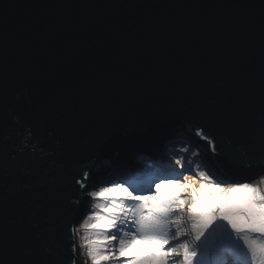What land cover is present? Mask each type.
<instances>
[{
  "label": "water",
  "instance_id": "water-1",
  "mask_svg": "<svg viewBox=\"0 0 264 264\" xmlns=\"http://www.w3.org/2000/svg\"><path fill=\"white\" fill-rule=\"evenodd\" d=\"M179 128L264 174V0H0V264H69L87 187Z\"/></svg>",
  "mask_w": 264,
  "mask_h": 264
},
{
  "label": "rangeland",
  "instance_id": "rangeland-1",
  "mask_svg": "<svg viewBox=\"0 0 264 264\" xmlns=\"http://www.w3.org/2000/svg\"><path fill=\"white\" fill-rule=\"evenodd\" d=\"M178 134V131L174 134L176 136ZM176 143L172 145H164L160 151H155L154 156L156 158L161 157L163 158L162 165H159V161L154 163H151L150 161L145 165L146 169L144 171L140 170L144 176V178L135 177V175L138 173V170L134 169L133 171L129 172V168H117L112 171H109L108 174L104 175V179L102 181H98V183L95 184V186L90 189L91 192H97L101 191L105 188H119L124 189L127 188L130 192H133V194H141L145 196H153L156 195L155 192V184L162 182L163 180L167 179H175L178 176V173H183L182 176H179V180L184 185V190L180 194L179 200L182 201V203L172 201H162L159 202V204H154L151 200L148 201H141V200H132L130 197H124V196H118L114 197L111 194L108 198L102 199V198H93L92 196L87 193V196L89 197L88 203L86 206V210L84 211V215H87L86 218L82 221H80L76 227H75V238H76V244L78 245L76 250V260L77 262H87V264H91V259L88 256V252L91 251L95 253L97 248H101V245L93 244L92 241L101 238L104 235H107L106 232H104L103 229H93L88 227V225H91L93 223L99 222V220H102L104 218H110L113 215H116L119 212H123L125 215H127L131 220H133L134 226L132 227V233L136 234L138 237H143L145 233L146 226L149 224V221L145 219V217L148 216H154L157 219H160L163 222V229L166 233L171 234V232L176 231L177 235L175 237H171L169 239L168 245H165V248H170L171 252L173 253L167 259L172 262L175 261L176 264H186L185 260L183 259V251H184V245L186 244L188 246L189 252L195 251L197 254H211V253H217V250H207L206 244H213V249H218V244L215 242H212V240H218V238H214L212 235H219L221 236L220 240L223 239L222 236L225 238L233 239L232 244H229V247L231 250L243 253V250L247 251L246 253H250V256L245 255V259H248L250 261L249 264H264V251H261V246H264V234L254 233L252 231L245 230L243 232H237L232 228L230 224H228L227 221L221 220L219 218V213L217 212V219L213 222V225L209 227H205L203 224V221L201 218L191 211V206L196 203V200L194 199L192 193L195 190L197 195L200 194V189L202 186L206 188H210L212 185L219 183L221 187V192L219 195L224 196L228 194V189L231 186H236L238 184H242L240 181L244 180H237V179H231L227 182L216 181L212 179L211 180H204L199 176V173L197 170H195V175H192L193 173H190L186 170L187 167L181 168L178 165L174 164V161L176 157L178 156L175 149H170L168 147L173 146ZM201 146H198L201 149H209V147L204 144L200 143ZM165 151L166 154H163ZM210 156V152H206V154ZM139 155L137 158L139 160H136L138 165L140 164V161L143 162L145 159L140 160ZM144 158H152L150 155H145ZM153 162V161H152ZM210 162L208 161H201V164H206V167H210ZM196 166V164H193ZM175 169V170H173ZM115 170H118L120 172L116 173ZM139 173V174H141ZM124 176H127L129 181H133L136 178L138 179V183L120 181L121 178H125ZM143 177V176H142ZM214 179V178H213ZM147 180V184L149 187H143V183ZM264 180V174L258 175L253 178H250L248 180H245L244 182L249 183L251 186L256 187L260 190V192H264V182H261ZM215 182V183H214ZM124 183V185H122ZM138 185L137 187H135ZM152 189L154 192H152ZM215 196L216 194H212ZM175 199V198H174ZM128 205L134 206L131 211L128 210ZM96 206V207H95ZM107 207H113L116 208V212L114 213H107L105 209ZM179 210V217L175 215L176 211ZM99 218V220H98ZM171 220H175L176 223H170ZM216 225H221V227L217 228L215 232H212V229L216 227ZM212 232V235L209 236V233ZM203 233V235H201ZM200 235V240H197L196 237ZM121 236L123 237V232L121 233ZM205 237H208L207 240H205ZM127 239H131V236L126 237ZM198 245H202V248L197 247ZM227 248V247H226ZM214 251V252H213ZM175 253H179V257L175 255ZM209 258L210 255H208ZM213 256V255H212ZM217 258L214 256L209 258V262L214 260V258L218 259V254L216 255ZM241 257V256H240ZM221 261V259H218ZM111 264V262H109ZM191 264H194L191 258ZM208 264V263H206Z\"/></svg>",
  "mask_w": 264,
  "mask_h": 264
},
{
  "label": "snow or ice",
  "instance_id": "snow-or-ice-1",
  "mask_svg": "<svg viewBox=\"0 0 264 264\" xmlns=\"http://www.w3.org/2000/svg\"><path fill=\"white\" fill-rule=\"evenodd\" d=\"M197 136H204L203 131H198ZM207 139V137H205ZM182 151L186 152L185 156H177L174 164L192 172V165L196 164L194 159L190 157L196 155L195 151H190L189 148L183 147ZM215 152V148H213ZM200 166L196 164V170L199 176L204 180H211L210 174H206L204 171L199 170ZM175 170V169H173ZM183 173H178L177 178L167 179L155 184L156 195L145 196L141 194H133L127 188H105L101 191L91 192L90 196L95 198L106 199L111 194L114 197L124 196L130 197L132 200L148 201L151 200L154 204L168 200L173 203L179 202L180 194L184 190V185L179 180V176ZM87 174H85V179ZM261 182H264L262 180ZM81 188L86 187L83 181H77ZM221 187L219 183L212 185L210 188L204 186L200 189V194L197 195L194 190L192 195L196 200L191 206V211L196 213L203 221L204 226L207 228L213 225V222L217 219V212L219 218L225 220L232 226L237 232H243L245 230L252 231L254 233L264 234V192L256 187L251 186L249 183H242L228 189V194L221 196ZM212 194H216L213 196ZM175 198V199H174ZM128 210L131 211L134 206L128 205ZM107 213H114L116 209L113 207H107L105 209ZM175 215L179 217V210ZM149 221L146 226L145 235L138 237L132 233V227L134 221L131 220L123 212H119L110 218H104L97 223L88 225L93 229H103L107 235L102 236L94 241L93 244L101 245V248H97L95 253L89 251L88 256L91 259V264H176L175 261L170 262L167 257L172 255L170 248H165L168 245L169 239L177 235L176 231L171 232L170 236L163 229V222L154 216L145 217ZM170 223H176L175 220H171ZM221 225H216L212 229L215 232ZM123 232V237L121 233ZM209 233V236L212 235ZM203 235V233H201ZM131 236V239L126 237ZM200 240V235L196 237ZM208 237H205L207 240ZM70 255L69 264H75V251L77 245L70 235ZM183 251V259L186 264H191V258L196 256V252H189L188 246L185 244ZM261 251H264V246H261ZM179 257V253H175ZM87 264V262H82Z\"/></svg>",
  "mask_w": 264,
  "mask_h": 264
},
{
  "label": "clouds",
  "instance_id": "clouds-1",
  "mask_svg": "<svg viewBox=\"0 0 264 264\" xmlns=\"http://www.w3.org/2000/svg\"><path fill=\"white\" fill-rule=\"evenodd\" d=\"M177 131H178V134L176 136L173 135L169 140H167V141H165V142L162 143L161 149H163L162 147H164V145H167V144L168 145H172L174 143V141H176V143L173 146L168 147V148H170V149H173L174 148L175 151L177 152L178 156H185V155H187V153L186 152L179 153V151L176 149L177 148L176 146H179L180 148L187 147V148H189L190 151L194 150L195 153H196V155H194V156L197 158V159H195L196 163H198L200 165V162L201 161H204V162L205 161H208V162H210L209 163V165H210L209 168L206 167V164L205 165L204 164H201V166L199 168L200 171H204L206 174H208L207 171H210V170L213 169L215 172H217L219 174L220 177H226L225 175H223L222 173H220V171L214 165L211 156H209L208 153L206 154V152H208V150L211 153V149H208L207 150L206 148L205 149H201V148L198 147V146H201L200 143L207 144V146L211 147L210 141H207V140H199V139H197V137L195 135L190 134V133L184 131L181 128H179ZM163 154H166L165 151H164ZM140 155H142V157L140 156V160L145 159V161H143V162L140 161V164L138 165V163H137L136 160H139L137 158L139 155H137L135 157V159H133V161H132V164H134V165H132V168L131 169L129 168V172L133 171L134 169H136V170L140 169L141 171H144L146 169V167H145V165L142 166V164H147L150 161V165H151V163H154L155 164V162L158 161V160H155V159L152 160L151 158H147V159L144 158L145 155H147V154H140ZM192 157H190V159H192ZM157 159H159L160 161H162V162H160V161L158 162L159 165H162L163 158L158 157ZM144 162H147V163H144ZM192 166H194V165H192ZM185 167H187V166H185ZM140 170H138V173L135 175V177H140V178L143 179L144 176H146V174L143 175L141 172H139ZM115 171H116V173L120 172L118 170H115ZM139 173H141V174H139ZM191 173H193L192 175H195V172H191ZM106 174H108V172L105 173L104 175H106ZM104 175L100 176L99 181H102L104 179L103 178ZM261 175H263V174H261ZM124 177L125 178H121L120 181H124L125 183L131 182L132 184H134V183L137 184L139 182L137 178L135 180H133L134 181V183H133V181H129L128 180L130 178H128L127 176H124ZM227 178H229V177H227ZM213 180L214 179L212 178V182H213ZM240 182L247 183V182H244V181H240ZM95 184H92V185L88 186L87 187V190L84 192V194L87 195V193L91 192L90 189H92L95 186ZM143 184H144L143 187L144 186L145 187H149L148 184H147V180ZM122 185H124V183ZM137 186L138 185H136L135 187H137ZM152 192H154L153 189H152ZM88 199H89V197H88ZM83 219H82V221H83ZM212 236L214 238H218V240H215V241L212 240V242H215L216 244L219 245L218 246V249H213V247H214L213 244H208V245L206 244V247L205 248L207 250H217V253H211V254H207V255L197 254L196 253V256L195 257H192V261L194 262V264H206V263H208V264H249L250 263V261L248 259H245V261H244V258H245L244 256L245 255L250 256V253H246L247 251H245V250H243V253H238V252H235L234 250L233 251L231 250V248L229 247V244H232L233 243V241H231L233 239H230L229 237L228 238H225L224 236H222L223 239L220 240L221 236L214 235V234ZM197 247H198V249L199 248H202V245H198L197 244ZM217 254L219 256L218 259H221V261H219L218 259H216L217 258L216 255ZM208 255H210L211 258H213L214 256L216 258H214V260H212V261L209 262V259L211 260V258H209ZM206 258H209V259H206Z\"/></svg>",
  "mask_w": 264,
  "mask_h": 264
},
{
  "label": "trees",
  "instance_id": "trees-1",
  "mask_svg": "<svg viewBox=\"0 0 264 264\" xmlns=\"http://www.w3.org/2000/svg\"><path fill=\"white\" fill-rule=\"evenodd\" d=\"M176 147H177L176 149L179 151V153L184 152V151H182V148H180L179 146H176ZM192 159L195 160V159H197V158H196L195 156H193ZM196 164H198V163H196ZM198 165H199V164H198ZM192 169H193L192 172H195V170H196V166H192ZM231 187H233V186H231ZM95 207H96V206H95ZM114 209H116V208H114ZM86 216H87V215H86ZM86 216L84 217V219L86 218ZM84 219H83V220H84ZM214 241H215V240H214Z\"/></svg>",
  "mask_w": 264,
  "mask_h": 264
},
{
  "label": "bare ground",
  "instance_id": "bare-ground-1",
  "mask_svg": "<svg viewBox=\"0 0 264 264\" xmlns=\"http://www.w3.org/2000/svg\"><path fill=\"white\" fill-rule=\"evenodd\" d=\"M207 145V144H206ZM209 147V146H208ZM209 149H211V147H209ZM208 152H209V150H208ZM135 159V158H134ZM90 188V187H89Z\"/></svg>",
  "mask_w": 264,
  "mask_h": 264
}]
</instances>
